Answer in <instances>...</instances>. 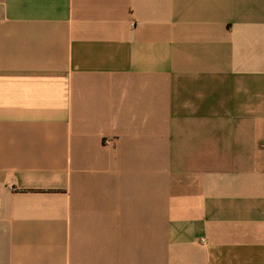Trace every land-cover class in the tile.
Returning a JSON list of instances; mask_svg holds the SVG:
<instances>
[{
  "label": "crops",
  "instance_id": "crops-1",
  "mask_svg": "<svg viewBox=\"0 0 264 264\" xmlns=\"http://www.w3.org/2000/svg\"><path fill=\"white\" fill-rule=\"evenodd\" d=\"M0 264H264V0H0Z\"/></svg>",
  "mask_w": 264,
  "mask_h": 264
}]
</instances>
